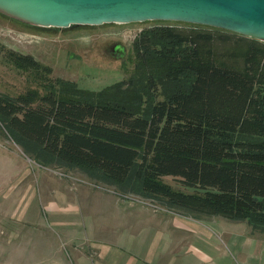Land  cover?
Returning a JSON list of instances; mask_svg holds the SVG:
<instances>
[{"label":"trees","instance_id":"obj_1","mask_svg":"<svg viewBox=\"0 0 264 264\" xmlns=\"http://www.w3.org/2000/svg\"><path fill=\"white\" fill-rule=\"evenodd\" d=\"M211 31L163 26L137 36L139 63L153 55L165 79L186 88L162 94L149 74L128 105L109 100L125 80L96 92L53 77L44 94L0 93V118L61 163L110 184L135 180L171 206L264 228V41L220 44ZM7 55L21 68L51 71L30 54Z\"/></svg>","mask_w":264,"mask_h":264},{"label":"rangeland","instance_id":"obj_2","mask_svg":"<svg viewBox=\"0 0 264 264\" xmlns=\"http://www.w3.org/2000/svg\"><path fill=\"white\" fill-rule=\"evenodd\" d=\"M163 26L184 33L195 28L213 30L220 44L245 36L176 20L41 26L0 12V93L44 94L53 77L96 92L125 80L122 90L118 88L109 100L129 105L149 74L157 76L162 94L186 88V81L165 79L164 66L156 57L149 54L139 63L135 53V41L143 30ZM121 46L123 54L118 51ZM9 49L32 55L51 71L17 66L7 55ZM164 180L180 187L171 176ZM169 216L180 227V234H174L196 245L190 264H264V228L171 206L162 198L145 195L135 180L124 187L110 184L98 172L61 163L0 118V264H76L77 260L91 264L100 247L94 244L103 240L98 226L123 221L126 229L119 231L116 226L109 237L114 248L127 256L134 252L131 242L139 232L146 230L151 236L158 225L164 232ZM183 227L196 229V234L182 231Z\"/></svg>","mask_w":264,"mask_h":264},{"label":"water","instance_id":"obj_3","mask_svg":"<svg viewBox=\"0 0 264 264\" xmlns=\"http://www.w3.org/2000/svg\"><path fill=\"white\" fill-rule=\"evenodd\" d=\"M0 12L55 27L176 20L264 41V0H0ZM119 52L125 53L124 46Z\"/></svg>","mask_w":264,"mask_h":264},{"label":"crops","instance_id":"obj_4","mask_svg":"<svg viewBox=\"0 0 264 264\" xmlns=\"http://www.w3.org/2000/svg\"><path fill=\"white\" fill-rule=\"evenodd\" d=\"M167 219L171 221L168 226H165L166 229L164 232H162L163 229L159 225L151 229L155 231L151 236L146 230L139 232L136 236L138 239L135 237L136 239L131 242L132 247H134V252L127 254V256H124L122 252L120 253L114 248L115 245L111 243L109 237L110 233H112L111 230L116 228V226H120L119 231L126 229V226H124L125 221L122 222L123 224L120 223L122 225L111 222L106 224L102 223L101 226H98L100 231V236H98L100 237L99 239L103 240L95 242L94 245L100 246L98 248L99 253L97 255L98 257L91 264H190L193 261L192 254L195 253L194 246L196 247V245H193L188 237L178 238L180 234L178 221H175L170 216ZM161 222L160 225H162ZM150 224L152 226L156 225L153 223ZM183 228H181L182 231L187 230L192 236L196 234V229ZM170 230H173V232L170 233ZM178 231V235L174 234ZM192 240L196 242L194 239ZM76 264H85V260H77ZM86 264L89 263L86 261Z\"/></svg>","mask_w":264,"mask_h":264},{"label":"flooded vegetation","instance_id":"obj_5","mask_svg":"<svg viewBox=\"0 0 264 264\" xmlns=\"http://www.w3.org/2000/svg\"><path fill=\"white\" fill-rule=\"evenodd\" d=\"M120 48H118V51H119Z\"/></svg>","mask_w":264,"mask_h":264}]
</instances>
